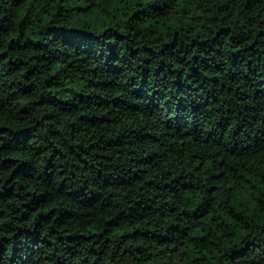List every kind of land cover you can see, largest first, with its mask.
<instances>
[{"label":"trees","instance_id":"trees-1","mask_svg":"<svg viewBox=\"0 0 264 264\" xmlns=\"http://www.w3.org/2000/svg\"><path fill=\"white\" fill-rule=\"evenodd\" d=\"M0 264H264V0H0Z\"/></svg>","mask_w":264,"mask_h":264}]
</instances>
